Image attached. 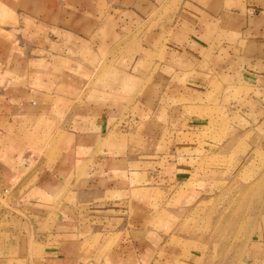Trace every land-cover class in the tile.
<instances>
[{
	"label": "crops",
	"instance_id": "1",
	"mask_svg": "<svg viewBox=\"0 0 264 264\" xmlns=\"http://www.w3.org/2000/svg\"><path fill=\"white\" fill-rule=\"evenodd\" d=\"M221 83L264 145V0H0V193L18 211L0 264L184 263L174 219L216 178L209 146L175 134ZM25 226L47 246L31 257ZM259 239L245 264H264L263 223Z\"/></svg>",
	"mask_w": 264,
	"mask_h": 264
},
{
	"label": "rangeland",
	"instance_id": "2",
	"mask_svg": "<svg viewBox=\"0 0 264 264\" xmlns=\"http://www.w3.org/2000/svg\"><path fill=\"white\" fill-rule=\"evenodd\" d=\"M224 84L227 83L212 86L210 94L205 90V99H198L204 102V106L195 109L196 115L201 117L190 126L182 124L184 131L179 128L175 134L178 143L188 142L195 148L205 144L209 146L208 150H201L203 153L197 166L198 170L204 167L209 171L204 176L216 178L200 199H187L188 207L174 219L176 227L173 233L176 235H173V241L181 260L185 261L182 264H186L194 253L198 254L196 264H245L249 261L248 247L261 237L264 224V145L257 144L259 132L251 128L254 125L249 127L238 112L230 114L226 110L230 98L234 99L239 93L233 86L230 89L234 92L221 93ZM214 92L216 98L213 97ZM243 104L237 105L240 110ZM70 105L67 103L63 109ZM55 120L59 118H52L49 126ZM58 135L59 130L55 135H46L45 140L49 141L44 147L29 149L25 156L30 160L36 154L47 156ZM211 167L219 168L220 173L211 174ZM179 197L180 193L176 192L173 204L168 205H177ZM12 211L18 212L11 203V197L0 193V234L11 225L12 218L9 217H14ZM25 228L28 232L25 250L31 257L47 246L35 240L33 230L28 226ZM14 264L26 263L18 260Z\"/></svg>",
	"mask_w": 264,
	"mask_h": 264
},
{
	"label": "built area",
	"instance_id": "3",
	"mask_svg": "<svg viewBox=\"0 0 264 264\" xmlns=\"http://www.w3.org/2000/svg\"><path fill=\"white\" fill-rule=\"evenodd\" d=\"M3 191H4V192H7V189L5 188Z\"/></svg>",
	"mask_w": 264,
	"mask_h": 264
}]
</instances>
